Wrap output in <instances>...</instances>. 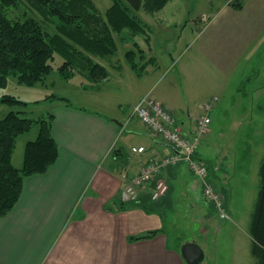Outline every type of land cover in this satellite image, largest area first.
Masks as SVG:
<instances>
[{"label":"crops","instance_id":"0c3cea01","mask_svg":"<svg viewBox=\"0 0 264 264\" xmlns=\"http://www.w3.org/2000/svg\"><path fill=\"white\" fill-rule=\"evenodd\" d=\"M186 1L189 4L200 2ZM220 1L222 3L211 16H201V19L208 18L204 27L206 37L199 48L201 54L216 61L220 67L225 60H246V70L239 77L261 75L257 70L264 68V0ZM171 3L178 4L176 0H170L163 9L148 13L150 20L140 16L147 24V36L138 35L127 42L120 41L119 36L116 38L118 46L119 41L127 47V44H132L127 48L129 50L138 43L145 52V60L142 61L147 64L140 74L126 60L122 64L120 59H116L119 64L113 63V59L109 62L101 60L112 70L109 78L97 85L83 86V89L92 92L89 94H100L102 85L113 82L117 75L115 72H118L115 84L133 88L129 99L132 109L143 97L151 95L173 114L178 127L193 138L197 121L206 112L205 104L212 105L208 111L212 118L214 107L220 100L217 95L213 96L210 102L204 104L203 113L192 123L190 119L181 118L179 121L175 116V104L156 91L159 78L155 76L159 72L160 62L154 54L152 25L155 22L158 26L165 25L172 16L160 15L156 17L158 20L153 19L155 14L167 10ZM176 35L179 37L177 42L184 38L182 33ZM170 55L172 65H177V58ZM257 57L262 60V65L252 62L258 61ZM192 58L193 67L199 68L200 54H192ZM187 63L184 62L179 72L185 79L193 78L202 66L198 70H191ZM241 66L242 61H239L235 69ZM220 85L219 90H224V83ZM258 85L255 90L247 91L249 96L246 99L253 106L254 102H264V82ZM96 103L88 106L58 101L48 112L54 117L52 134L59 146V157L47 172L24 179L19 201L6 216L0 218V264H187L181 248L175 246L177 237H172L166 228L175 196L186 199L187 207L196 214L202 225L216 224L212 213L217 212L216 207L205 198L204 180L185 162L172 164L162 172L160 177L167 181L169 190L158 201H153L151 197L155 181L141 192L137 201L122 199L125 186L153 156L168 155L174 149L161 136L153 134L141 120L132 116V110L131 113L130 109L120 111L118 103L115 109L117 113L112 114ZM238 106L241 108L243 104ZM261 112L264 122V109ZM238 116H246V113ZM139 146H145L146 151L138 153L132 150ZM196 155L199 156L197 150ZM220 157L226 159L227 155ZM263 159L264 154L256 164V174ZM20 160V165L15 164L18 167L22 165ZM248 162V159L243 161L238 157L234 171L237 166L238 170L247 171ZM231 163L225 166L223 161H206L209 167L207 180L225 195L226 206L232 216L237 208L232 205L235 189L228 182ZM214 180L219 181L220 186ZM251 222L252 215L249 235L253 238ZM200 229L206 232L208 228ZM153 231L157 232L148 236ZM142 236L146 237L135 239ZM186 241L190 240L183 243Z\"/></svg>","mask_w":264,"mask_h":264},{"label":"rangeland","instance_id":"374dc122","mask_svg":"<svg viewBox=\"0 0 264 264\" xmlns=\"http://www.w3.org/2000/svg\"><path fill=\"white\" fill-rule=\"evenodd\" d=\"M176 1L178 4H169L167 10L155 14L153 19V21L158 20L156 17L160 15L172 16L165 25L158 26L157 22L152 25L154 54L158 56L160 62L159 72L155 76V78H159L156 91L163 94V98L167 97L175 104V109H173L179 121L182 120L181 118L183 120L190 119L192 123L203 113L206 102H210L215 95L219 97L220 101L216 103L212 112L209 131L201 137L197 152L199 153L198 158L205 163L207 160L217 161V163L223 161L227 166L233 160L229 166L231 175L228 182L235 189L232 205L237 208V212L231 216V219L222 220L214 211L212 213L216 224L214 226L202 225V222L196 218V214L187 207L186 199L175 196L166 228L172 237H177V243H175L177 248H181L185 240L198 241L206 253L203 264H255L256 259L251 251L253 238H250L249 230L253 204L260 188V175L256 174V164L264 154V122L260 116L264 109V102L258 104L252 102L253 106L251 101L246 98L249 96L247 91L255 90V86L264 82V68L257 70L261 75L256 74L253 77L254 74H250L248 77H239L246 70L244 67L247 63L246 60L237 58L225 60L221 64L222 68L216 61L201 54L199 48L206 37L207 30H204V27L208 19H201V16L202 14L211 16L212 12H215L220 5L219 3H222L221 1L200 0L199 3L194 4L192 2L189 4L186 0H184L185 4H183V0ZM94 2L103 13L112 4L111 0H94ZM203 10L205 12H201ZM27 11L21 5L11 7L10 16L22 17ZM138 14L145 20L151 19V15L143 9L138 11ZM164 32L169 35L166 36ZM178 33L184 34V38H181L180 42H177L179 37L176 34ZM127 45H129L128 47L132 46V44ZM128 47L119 41V50L114 57L97 58V60L109 62L113 59V63L119 64L116 59H120L122 60L120 64H122L126 60L125 51ZM170 53L177 58L179 62L177 65H172ZM192 54H200L198 64L199 68L202 66V69L193 78L185 79L179 72V69L183 68L184 62H188V67L191 70L199 69L197 66V68L193 67ZM239 61H242V66L235 69ZM252 62L262 65L261 59ZM62 63L63 58L58 54L54 62L55 71L46 78L45 82L33 86L20 83L16 77L10 76L8 84L0 88V95L9 94L15 96L16 99L28 102V104L23 106L0 103V119L11 110H25L24 116L37 119L43 114L47 115L58 101L88 106H93L98 102L101 107L104 106L112 114L117 113L115 109L120 103L118 106L120 111L125 112L130 109L131 113L132 106L130 104L132 103L129 99L132 96L130 92L133 88L126 87L125 84H115L119 77L118 72H115L117 75L113 82L102 85L100 94H89L92 92L86 91L83 86L87 87L92 83L82 75L75 74L68 80L61 77L58 67ZM110 71L112 70L110 69ZM135 71L139 73V71ZM125 82L129 85L127 79ZM221 82L224 83L222 91L219 90ZM240 103L243 104L241 108L238 106ZM188 112L191 114L190 116ZM243 112L246 113V116H238ZM38 132L39 126L36 124L31 130L19 136L13 158L14 164L20 165V159L23 163L25 144L29 140H34ZM251 148H253L252 152H250ZM220 155H227V158H219ZM238 157H241L243 161L249 160L246 165L247 171L238 170V166L234 171L235 159ZM206 166L208 167L207 164ZM214 182L220 186L219 181L214 180ZM223 197L225 199V195ZM203 227L208 228L206 232H201L200 228Z\"/></svg>","mask_w":264,"mask_h":264},{"label":"trees","instance_id":"16d2710c","mask_svg":"<svg viewBox=\"0 0 264 264\" xmlns=\"http://www.w3.org/2000/svg\"><path fill=\"white\" fill-rule=\"evenodd\" d=\"M169 1L111 0V6L103 13L94 0H0V88L8 84L10 76L29 86L45 82L55 71L58 54L63 58L58 67L62 78L68 80L79 74L92 84L107 80L110 70L97 58L117 53V36L122 42L147 36V24L137 12H157ZM18 5L25 7L27 13L10 16L11 7ZM144 54L138 43L125 53L126 61L139 74L147 64L142 61ZM0 103L28 104L9 94L0 95ZM24 114L25 110H11L0 119V218L19 201L24 179L47 172L59 157V146L52 134L53 114L37 119ZM36 124L38 135L27 141L23 163L18 167L13 163L18 137ZM259 175L260 189L251 222L252 253L255 264H264V159Z\"/></svg>","mask_w":264,"mask_h":264},{"label":"built area","instance_id":"2783aa9c","mask_svg":"<svg viewBox=\"0 0 264 264\" xmlns=\"http://www.w3.org/2000/svg\"><path fill=\"white\" fill-rule=\"evenodd\" d=\"M217 98V97H215ZM212 105L205 104L206 112L197 121L193 138L188 137L180 129L172 113L151 95H146L132 109V115L143 122L155 135L161 136L163 141L173 147V152L164 156H153L125 186L122 191L124 201H137L142 191L155 181L151 191L153 201H158L169 190L167 181L160 177L166 167L185 162L188 167L204 180L205 198L214 203L217 213L222 220L231 219L223 194L216 190L213 184L207 180L209 169L206 163L198 158L196 150L203 134L209 131L212 122L208 111ZM134 152L146 151L145 146L133 147Z\"/></svg>","mask_w":264,"mask_h":264},{"label":"water","instance_id":"95a60500","mask_svg":"<svg viewBox=\"0 0 264 264\" xmlns=\"http://www.w3.org/2000/svg\"><path fill=\"white\" fill-rule=\"evenodd\" d=\"M181 254L187 264H203L206 253L196 240L186 241L181 246Z\"/></svg>","mask_w":264,"mask_h":264}]
</instances>
